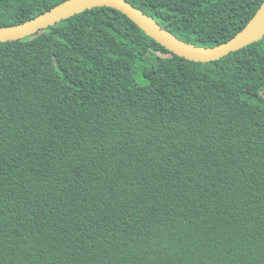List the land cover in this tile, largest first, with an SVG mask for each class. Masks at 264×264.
<instances>
[{"label": "trees", "instance_id": "obj_1", "mask_svg": "<svg viewBox=\"0 0 264 264\" xmlns=\"http://www.w3.org/2000/svg\"><path fill=\"white\" fill-rule=\"evenodd\" d=\"M127 1L215 46L264 0ZM0 264H264V37L196 62L103 6L0 42Z\"/></svg>", "mask_w": 264, "mask_h": 264}, {"label": "water", "instance_id": "obj_2", "mask_svg": "<svg viewBox=\"0 0 264 264\" xmlns=\"http://www.w3.org/2000/svg\"><path fill=\"white\" fill-rule=\"evenodd\" d=\"M103 6L123 12L168 50L196 62L218 60L264 37V1L250 21L231 39L215 46H203L178 37L127 0H66L33 19L16 25L0 27V42L28 37L87 9Z\"/></svg>", "mask_w": 264, "mask_h": 264}]
</instances>
